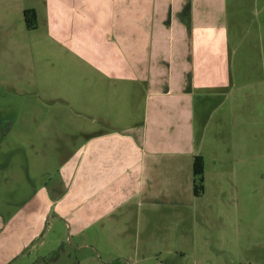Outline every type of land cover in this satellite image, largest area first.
<instances>
[{
    "label": "crops",
    "instance_id": "obj_1",
    "mask_svg": "<svg viewBox=\"0 0 264 264\" xmlns=\"http://www.w3.org/2000/svg\"><path fill=\"white\" fill-rule=\"evenodd\" d=\"M238 1L229 10L228 0H52L46 28L77 71L70 96L58 95L67 92L60 79L55 102L89 123L64 152L58 132L51 142L42 135L43 150L32 140L12 149L0 141V264H70V249L82 246L64 248V232L93 251L73 264L101 255L145 261L155 256V243L174 234L194 241L213 228L209 207L230 223L234 211H247L251 147L261 139L252 134V86L240 90L241 103H231L237 76L249 79L248 69L235 74L228 35L230 20L245 21ZM27 9L39 28L43 14ZM29 148L47 161L55 157L54 171L33 176ZM22 149L24 156L16 152ZM197 156L204 162L200 196L193 192ZM22 163L26 173L13 180ZM16 180L8 194L24 199L13 205L1 191ZM178 211L183 216L172 222Z\"/></svg>",
    "mask_w": 264,
    "mask_h": 264
},
{
    "label": "rangeland",
    "instance_id": "obj_2",
    "mask_svg": "<svg viewBox=\"0 0 264 264\" xmlns=\"http://www.w3.org/2000/svg\"><path fill=\"white\" fill-rule=\"evenodd\" d=\"M231 1L227 2L229 10L234 8ZM51 3L52 0L39 2L38 0H0V15H4L3 18L0 17V22L7 25L5 29H0V141L7 140L6 144L10 149L15 148V141L19 147H24V140H27L26 143L32 140L37 148L43 150L42 135H50L48 140L51 142L53 133L58 132L55 134L58 135V139L67 142L64 152L72 143L75 144L80 140L78 129L82 127L84 130V125L89 123L84 117L67 112L68 110L61 107V102H55L60 79H65V85L62 84L61 88L66 87L67 92L58 91V95L70 96L69 85H75L73 76L77 71L66 61L68 54L58 49L57 42L52 39V34L46 28V22L51 20V17L47 16ZM238 4H242L241 12L243 11L242 14L246 16L243 17L245 21L241 24L236 19L230 20L228 35L233 45L232 61L235 74L236 71L243 74V70L248 69L249 79H238L239 76L236 74V93L231 103H241L240 90L252 86L253 90H250L252 96H247V104L250 103L253 116L252 134H260L259 139H261L258 142L253 140L251 147L254 168L251 183L247 187V191L251 192V198H248L250 196L248 194L245 198L247 211L243 208L234 211L235 223H230L227 218L220 219L216 208L209 207L207 213L213 217L212 223L214 222L215 225L213 228L204 229L203 235H197L194 241H184L190 239H182L174 234L169 237L173 239L162 246L160 243H155L156 249L153 251L155 256L145 261L107 259L101 255L95 257L97 262L94 261L93 264H264V0H240ZM27 8L38 9L43 14L40 17L39 28L26 27L23 12ZM36 21L39 22L37 18ZM241 37L242 42L238 44V39ZM29 149V168L33 176L40 174L44 167L50 169L49 172L54 171L55 157L47 161L41 153L36 155L33 148ZM241 151L244 153L240 146L233 150L237 157ZM16 152L24 156V149ZM53 154L55 153L47 152L51 157ZM23 156L21 159L24 163ZM23 163L20 169L11 170L13 180L20 179L16 176L18 173L20 175L26 173L24 166L22 167ZM17 180L6 183V187L1 191L2 197L8 198L13 205L24 199V196L13 198V195L8 194L12 190L16 191ZM245 192L242 189L239 194V203L244 202ZM224 195V200H229V193ZM181 216L183 212H175L171 221L176 223ZM249 223L248 234L245 229ZM180 224L184 223L180 222ZM163 229L158 227L159 231ZM75 241L64 232L62 239L64 248L69 250L70 242L74 246L76 244L82 246L79 250L70 249L76 254L75 257L72 256L74 260L70 264L75 260L88 259L89 254L93 252L83 241L79 239L77 243ZM58 249L61 253L62 247ZM61 260L66 261L64 256Z\"/></svg>",
    "mask_w": 264,
    "mask_h": 264
},
{
    "label": "trees",
    "instance_id": "obj_3",
    "mask_svg": "<svg viewBox=\"0 0 264 264\" xmlns=\"http://www.w3.org/2000/svg\"><path fill=\"white\" fill-rule=\"evenodd\" d=\"M24 23L27 28L34 29L37 26L36 13L33 9L23 12ZM204 191V162L202 157L197 156L193 161V192L196 196L202 195Z\"/></svg>",
    "mask_w": 264,
    "mask_h": 264
}]
</instances>
